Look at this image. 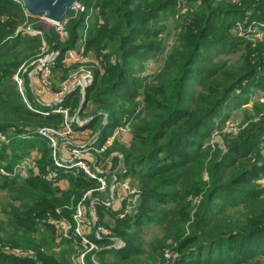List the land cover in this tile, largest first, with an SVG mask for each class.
I'll list each match as a JSON object with an SVG mask.
<instances>
[{
  "label": "trees",
  "instance_id": "obj_1",
  "mask_svg": "<svg viewBox=\"0 0 264 264\" xmlns=\"http://www.w3.org/2000/svg\"><path fill=\"white\" fill-rule=\"evenodd\" d=\"M78 1L87 10L98 8L89 23L85 52L92 51L100 65L93 69L79 115L93 105L84 117L98 115L86 127L98 129L104 115H109L100 132L101 143L115 129L142 116L133 126L129 147L118 148L121 169L112 170L119 178L137 183V210L119 219L117 212L95 206L100 222L107 214L115 220L112 234L125 243L121 250L97 252L98 263L106 264L104 258L112 257L114 262L107 264H128L145 255L138 264H161L168 254V264H264V187L255 182L264 166L250 163L246 154L251 150H244L248 144L257 147L264 141V108L258 111L257 121L240 127L243 131L235 141L225 133L214 139L211 128L218 116L225 121V109L246 101L248 96L243 94L250 93V87L264 92V41L253 45L230 34L237 24L245 31L249 27L264 30V0H227L229 5L214 9V0H186L188 9H193L191 18H186L191 20L188 32L153 75H144L143 64L163 51L156 38L161 33L156 22L163 13L173 14L177 0ZM2 6L8 14L0 12V132L6 136V141H0V189L6 191L10 206L0 208V264H73L80 254V240L61 238L56 223L62 218L72 223L73 209L95 183L75 171L59 172L57 181L67 185L64 189L44 179L52 150L36 131L61 129L65 117L32 112L18 93L12 75L24 61L38 55L42 41L15 35L26 18L20 4L0 0V10ZM87 15V11L68 12L69 36L63 42L53 29L50 34L43 32L50 49L56 45L60 51L52 76L59 72L65 80L72 73L67 68L75 65L63 62L64 53L77 47ZM216 32L220 40H206ZM240 50L242 69L235 70L217 57ZM26 91L36 108L47 109L34 102L27 83ZM79 95L75 88L65 97L63 107L68 113L78 106ZM32 151L38 152L34 162L38 173L14 172L21 158ZM109 153L104 152L102 162ZM115 158L119 159L109 158L113 169L119 163ZM150 224L161 226L163 237L149 243L146 253L139 233ZM4 248L36 255L20 258Z\"/></svg>",
  "mask_w": 264,
  "mask_h": 264
},
{
  "label": "built area",
  "instance_id": "obj_2",
  "mask_svg": "<svg viewBox=\"0 0 264 264\" xmlns=\"http://www.w3.org/2000/svg\"><path fill=\"white\" fill-rule=\"evenodd\" d=\"M13 1L20 4L19 0ZM69 11H74L75 15L87 11L88 15L85 18V28L78 40L77 47L74 49H69L64 53L63 62L66 64L87 63L89 61V55L85 52L87 33L91 18L97 14L98 8L91 7L87 10L77 0V2ZM68 12L65 14L60 23L56 24L53 22H48L53 28L54 33L58 36V39L62 42L65 41L69 36L67 29V24L69 21V18L67 17ZM25 17L28 19L26 14ZM261 27H264V24H262ZM17 34H26V36L30 38H41L42 41L38 55L29 62L23 63L12 76V81L16 86L18 93L22 97L26 107L32 112L42 114L44 116L49 115V113H62L64 117L67 118V109H64L63 107L65 97L75 88L79 89L80 94L85 92L86 88L93 81V68L83 71L81 74L75 73L71 76L69 75L68 78L62 81L55 93L50 92L51 90H49L48 86L52 78V68L55 65V61L58 58L60 51L54 53L53 48L50 49L48 44H46L43 39V31L38 28H33L30 26L22 30L17 28L15 35ZM25 80L28 82L30 91H32L34 94V102L42 108H47L46 110H40L36 108L33 105V102L27 99ZM36 81L39 83L37 86H39L42 92L49 96L48 98H50V100L48 102H43L37 98L38 95L34 90V87H36ZM75 119V115H73V118L68 121L66 119L67 122H64L61 129H37V134L49 141L50 148L52 150V164L45 168V173L43 176L46 181L51 182L53 185L61 188L60 186H62L64 183L62 184V181H57L59 178V172L62 171L63 173H73V171L80 169L84 175H86L95 183L94 188L87 190L83 198L73 209L71 215L72 223L68 219L62 218L56 223V225L61 238H78L80 240V254L77 255V257L73 260V264H99L96 258L97 252L104 250H121L124 248L125 243L120 238L115 237L109 228L102 225L99 219L94 216L92 211L90 212V217L86 216L87 210L83 205L84 201L91 198V201L95 206L100 205L107 210L117 212V217L119 219H123L126 216L133 215L136 212L140 199V192L137 190V188L131 185L129 179L119 178L118 175L113 171L110 172L109 168L110 165H112L111 162H101L97 155L91 154V148L87 145L69 149L67 156L62 154V150H60V148H66V143H69L68 139H70L73 134L72 124L74 123V125H76ZM88 121L90 120L86 119V122ZM120 130H122L121 127L115 129L114 135L111 139H114ZM0 141H6L5 134L0 133ZM107 142L110 143V140H107ZM68 146L69 144L67 147ZM94 149L98 151L96 154L103 152V144L99 148ZM87 164L91 165L90 170L87 168ZM25 165L26 163L22 162L21 164L16 165L13 171L18 173L20 169H24ZM1 172L4 173L3 171ZM103 195H105V200L100 199V197ZM56 212L58 214L60 213L59 210ZM90 236H92L97 241H100L102 245L100 246L99 244L95 243L90 239ZM5 250L20 258H31L35 257L36 255L33 251H23L21 249L6 248ZM41 252H43V249ZM88 255L89 261L86 260ZM169 257L170 256L168 254H165V258Z\"/></svg>",
  "mask_w": 264,
  "mask_h": 264
},
{
  "label": "rangeland",
  "instance_id": "obj_3",
  "mask_svg": "<svg viewBox=\"0 0 264 264\" xmlns=\"http://www.w3.org/2000/svg\"><path fill=\"white\" fill-rule=\"evenodd\" d=\"M80 3H82V1H80ZM220 4H222V6H226V5H229L230 3L227 0H214V2H212L211 8L214 9L215 7L221 6ZM187 5H188V2L186 0H177L176 1V7L174 8L175 10H174L173 14L171 13V11H168L166 13H163V18L157 20L156 27L161 28V33L158 36H156V38L158 41L162 42L163 51H162V53L155 54L151 58L144 61V64H143L144 75H153L154 73L159 71L160 68L163 66L164 61L167 59V56L171 54V52L175 49V47H177L176 46L177 44H181V42H182L181 38L187 34V32H188L187 26H190V24H191V20L190 21H188V20H189V18H191L190 12L193 9H191L190 7L188 9ZM195 10H196V6L194 7V11ZM7 11H8V8L6 6H2V8L0 10V12H2V15L8 14ZM24 16H25V14H24ZM28 26L33 27V28H38V29L42 30L45 34L52 33V29H53L51 27V25L43 19H39L38 21H30L29 18L28 19L25 18V20L18 26V29L22 30ZM244 31L245 30L243 29V27L241 25L237 24V26H234L232 29H230V34L232 36L240 35L243 38H245L246 40H248L250 43H252L253 45L258 43V42L264 41V30H262L260 28L249 27V28H247V30L245 32ZM218 35H219V32H216L213 35L209 36L206 40L209 42L218 41V40H220ZM22 36L27 37L26 34H24ZM241 52H242V50H240L239 52H237L235 54H231L228 56H226V55L220 56L219 55L217 57H220V58L224 59L226 62L231 63L233 65V68H236L235 70H237V68L242 69L241 66L243 65L244 61L243 60L241 61V59L239 58V54ZM25 62H27V60L24 61L23 63H25ZM71 64L75 65V67L73 66V67L67 68V69H73L74 70V71L71 70L72 73L70 74V76L72 74H75V73L81 74L83 71H87L91 68L95 69V68L100 66L99 63L94 58V53L92 51H91V54H89V61L87 63H81V64L70 63L68 65H71ZM53 77H55V78L54 79L52 78L53 80L51 79L52 81L50 82L49 86H51L52 88L55 87L54 88V90H55L60 86V84L62 83L61 81L64 79H63V75L62 74L60 75L59 72H57V74H55ZM61 77H62V80H61ZM25 82L28 85L27 80H25ZM38 84L39 83L36 82V86ZM57 84H58V86H57ZM56 86H57V88H56ZM35 88L36 87H34V90L37 93V90ZM250 88H251V91H250V93H248L249 95L243 94V96H248V97L246 98V101L242 102V104L239 105V107L231 108V109H225V111H226L225 121L222 122L221 121L222 117H219V116L216 119H214L213 123L211 124V128L213 129L212 137L214 139L217 136H221L223 133H225V134H227L228 138H231L235 141L237 133H239V132L241 133L243 131V129L240 127H244L246 124H248V122L258 120L257 113H258V111L260 112V110L264 108V92L260 88H256V87H250ZM37 95H38V93H37ZM81 95H79L78 106L73 109V112L70 109V112L68 113L67 118L64 119V122L66 121V119L68 121L71 118H73V115H75L76 116L75 122H76V125H78L79 127H77L78 128L77 130H74L72 128L73 134L70 137V139H68L69 143H66V148L63 146L65 149L60 148V150H64L63 152L67 153L68 150L73 149V147L77 148V147H81L83 145H87L91 148V151H90L91 154L97 155L96 153L98 151L95 150L94 147H98V146H101L103 144V150L104 151L99 152V155H97V156H99V158L101 159V158H103L104 152L109 151L110 153L108 155V158L105 160V162L106 161L110 162L109 158L118 157L119 159H116V158L115 159L119 163L116 162L117 164H115L116 166L114 165V169H113L112 165H110V168H109L110 172H112V170H113L114 172L118 173L119 169H121L120 168L121 162L123 161L121 158L122 154H121V152H118L119 151L118 148L123 147V149L126 150L129 147L130 142L134 137L133 126L134 125L136 126L139 124V121L142 118V116L138 119H135L134 122H131L130 125H125V126L121 127L122 130L119 131V133L114 137V139H111V138L113 137L115 131H113L111 134L107 135L104 142H102V144H101V141H99L96 137L97 133H98V128L97 127H92V128L86 127V124L88 123V122H86V119L89 116H87V117H84V116L89 112V110H91L90 108H93V105L88 104L85 111H84L85 115H83V116L79 115V108H80V106H82V103H83L82 99H84L85 92H84L83 98H81ZM37 98L43 102H48L47 100H43L42 97L39 95L37 96ZM141 100H142V97L140 98V101ZM259 116H260V114H259ZM42 128H45V127H42ZM1 134H3V133H1ZM107 140H110V143H108ZM219 143H220V145L223 146V139L221 137L219 138ZM68 144H69V146L67 147ZM246 149L251 150V151H249L248 154H246V157H247V159L250 160V163L255 164L257 167H261V166L263 167L264 166V141L262 143H260L257 147H253L251 144H248L244 148V150H246ZM36 155L38 156V152L32 151L28 155L24 156V158H21V161H19V163L20 162L26 163V165L24 166V169L22 168V170L21 169L20 170L22 172H24L25 175H27V176L28 175L30 176V174L34 175V174L38 173L37 167L33 163L36 161L35 160ZM30 160H33V161H30ZM113 161L115 162V160H113ZM87 168L90 170L91 165L87 164ZM20 170H19V172H20ZM78 172L84 174L80 169L76 170L74 173H78ZM256 175H257V180L255 182L260 187H264V170L262 169L260 171H257ZM131 185L138 189V185L134 180L131 181ZM86 191H87V189H86ZM85 192L82 194L80 200L83 198ZM100 199L105 200V195L101 196ZM91 200H92L91 198L86 199L83 203L85 209L87 210L86 216L90 217V212L92 211L94 213V216L97 219H100V217L96 213V207L92 203ZM2 204L9 205L10 203H9L7 195H6V191H2L0 189V208H1ZM9 206L6 209H9ZM88 208L90 211L88 210ZM1 216H3V215L1 214ZM0 218H2V217H0ZM101 222H102V225L109 228L111 230V232H113V230L115 229V220H113V218H110V216L108 214L103 216V219L101 220ZM139 237L141 238V241L144 244L143 248H144L145 252L147 253L148 249H149V247H148L149 243H152L157 239H162V237H163L162 228H161V226H158L156 224H154V225L150 224L148 226H145L144 228H141L140 233H139ZM168 245L170 246V243H168ZM5 249L6 248H4V250ZM71 253H70V255H71ZM67 257H68V255H67ZM143 257H145V255L142 256V258L138 257L137 258L138 260H134L132 263H128V264H138L141 260H143ZM262 259H263L262 261L264 262V258H262ZM104 261L109 263V262H114V259H112V257H105ZM169 262H170V257L165 258L164 262L161 264H168Z\"/></svg>",
  "mask_w": 264,
  "mask_h": 264
},
{
  "label": "water",
  "instance_id": "obj_4",
  "mask_svg": "<svg viewBox=\"0 0 264 264\" xmlns=\"http://www.w3.org/2000/svg\"><path fill=\"white\" fill-rule=\"evenodd\" d=\"M20 4L28 18H39L47 22L60 23L65 14L73 7L77 0H19ZM53 52H59L58 47L53 46ZM81 95V94H80ZM82 93L81 98H83ZM84 101V99H82ZM98 113L89 115L87 120L97 116ZM109 115L105 114L100 124L98 134L108 122ZM75 127H79L75 125Z\"/></svg>",
  "mask_w": 264,
  "mask_h": 264
},
{
  "label": "crops",
  "instance_id": "obj_5",
  "mask_svg": "<svg viewBox=\"0 0 264 264\" xmlns=\"http://www.w3.org/2000/svg\"><path fill=\"white\" fill-rule=\"evenodd\" d=\"M68 64H70V63H67L66 65H68ZM55 74H57V72H56ZM52 78L54 79L55 77L52 76ZM52 78H51V79H52ZM53 79H52V80H53ZM52 80H50V82H51ZM36 82H37V81H36ZM36 82H35V83H36ZM57 86H58V84H57ZM57 86H56V88H57ZM48 88H49V90H51L50 92L55 93V92L58 90L59 87H58L57 89H55V90H54L55 87H54V88H52V87L50 88V86H48ZM35 89L37 90L38 95L41 96L43 100H47V101L50 100V98H48L49 96L46 95V94H44V93L42 92V90L39 88V86H36ZM47 98H48V99H47ZM98 131H99V129H98ZM99 136H100V133H99V134L97 133V136H96V137H97V139L100 141V137H99ZM101 144H102V143H101ZM99 147H100V146H98V147H94V148H99ZM63 151H64V150H62V154L65 155V156H67V153H66V152H63ZM97 155H99V154H97ZM98 159L101 160V162H102V158L100 159L99 156H98ZM66 186H67V185L63 184V185L60 186V187H61L62 189H64V188H66Z\"/></svg>",
  "mask_w": 264,
  "mask_h": 264
}]
</instances>
